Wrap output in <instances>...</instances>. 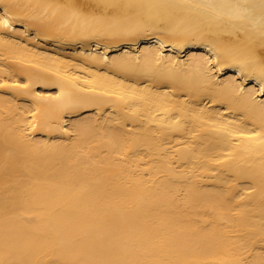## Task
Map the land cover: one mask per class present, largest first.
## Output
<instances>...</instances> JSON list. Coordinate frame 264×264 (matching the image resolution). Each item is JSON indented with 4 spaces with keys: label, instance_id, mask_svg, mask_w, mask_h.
I'll use <instances>...</instances> for the list:
<instances>
[{
    "label": "bare ground",
    "instance_id": "6f19581e",
    "mask_svg": "<svg viewBox=\"0 0 264 264\" xmlns=\"http://www.w3.org/2000/svg\"><path fill=\"white\" fill-rule=\"evenodd\" d=\"M0 264H264V0H0Z\"/></svg>",
    "mask_w": 264,
    "mask_h": 264
}]
</instances>
